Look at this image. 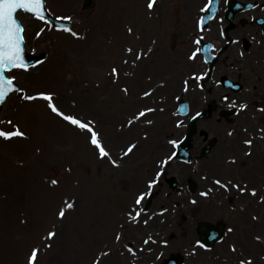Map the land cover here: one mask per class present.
Instances as JSON below:
<instances>
[{"label": "rangeland", "instance_id": "rangeland-1", "mask_svg": "<svg viewBox=\"0 0 264 264\" xmlns=\"http://www.w3.org/2000/svg\"><path fill=\"white\" fill-rule=\"evenodd\" d=\"M187 1L159 0L160 4L149 10L148 0H96L91 9L84 10L83 0H48L53 14L74 21L70 31L19 13L28 50L46 51L47 56L38 66L10 71L21 88L4 104L0 129L19 128L24 136L0 138V264H28L34 248L39 249L37 264H152L161 249L164 254L197 240L196 219L236 225L232 211L248 195L235 193L233 199L216 189L213 180L247 181L257 188L264 182L259 171L264 170V164L259 166V159H254L264 152V140L258 138L260 144L250 156L244 155L247 149L243 145L238 146L239 152L218 147L215 160L214 154L188 164L168 159L184 129L178 124L181 118L176 113L175 95L189 86L186 82L191 73L199 70L195 65L183 69L181 63L192 52L185 40L190 20L181 22V18L189 19L190 13L192 16V4L182 11ZM161 10V17L157 16ZM37 28H42L39 35ZM146 46L152 50L144 51ZM256 46L258 52L252 57L263 59L264 46ZM235 62L228 59L224 64L229 67ZM253 63L256 68L250 73L261 68L260 63ZM113 68L117 69L115 76ZM260 72L264 74V69ZM244 80L249 81L250 76L246 74ZM256 85L258 90L264 81ZM40 93L52 94V103L65 113L92 121L110 157L102 159L90 143V133L54 113L49 101L24 99ZM257 96L264 98V89ZM140 111L146 114L137 119ZM205 120L220 124L214 116ZM221 123V134L217 133L223 142L255 132L252 128L244 132V125L236 121ZM130 145L135 148L124 155ZM169 170L179 177L182 187L193 175L197 192L169 188L165 178ZM53 180L58 183L52 184ZM151 181L156 182L150 189ZM150 192L156 193L158 204L153 202L146 210ZM202 192L208 195L201 196ZM141 193L148 195L136 205ZM259 195H264L263 190ZM67 203L73 207L67 208ZM261 207L257 213L264 217ZM61 209L63 218L59 217ZM141 209L138 219L131 221L129 213L135 215ZM248 220L251 222L250 217ZM183 222V229L178 228ZM240 224L233 235L239 231L247 234L245 240H239L243 246L264 238V223L261 227ZM49 232H55L51 239L47 238Z\"/></svg>", "mask_w": 264, "mask_h": 264}, {"label": "snow or ice", "instance_id": "snow-or-ice-1", "mask_svg": "<svg viewBox=\"0 0 264 264\" xmlns=\"http://www.w3.org/2000/svg\"><path fill=\"white\" fill-rule=\"evenodd\" d=\"M211 3V0H209ZM44 3L45 0H0V104L4 102L5 96L8 94V92L12 91L11 85L13 83L12 79H7L4 76V72L6 70H10L13 68H21L26 69L27 65L24 60L23 55V48H22V41L23 36L22 33L24 32V28L22 26V23L18 20L16 13L18 10H24L26 12L33 13L37 18L43 20L44 19ZM157 3V0H149L147 7L149 10L153 9L155 4ZM58 19H64V20H71V17H63ZM65 31H70V29L65 28ZM129 32H131V29H129ZM39 35V33H37ZM73 36L76 35V33H72ZM197 44L200 43V40L198 39L196 41ZM129 52H131V49H128ZM201 50L198 48L196 49V52L193 53V56L190 57V59H194L197 53H199ZM137 59L141 58V54H137ZM112 74L115 76L117 75V69H112ZM203 77H198V79H202ZM126 91V89H125ZM145 95H148V93H145ZM37 98H42L44 100L49 101V108L56 113L57 115L61 116L62 119L69 122L72 125L77 126L80 129H83L90 133L91 139L90 143L94 145L99 153V156L103 159L106 157H110V153L106 150V147L103 145L100 134L97 133L94 130L93 122L87 121L84 122L81 119L76 118L75 116L71 115H65L63 112L59 110V108L56 106V104L52 103L53 96L52 94H44L40 93L38 96H25L24 99L27 100H34ZM247 107L246 104L240 105V110H243ZM146 111H152V109H147ZM146 111H140L137 114V119L139 117H143L146 114ZM264 111V109H262ZM199 115V113H197ZM3 121H0V124H2ZM131 123V121L129 122ZM8 124H12V121H8ZM231 135V133H229ZM24 133L19 129L15 128V130H9L5 131L3 129H0V138H3L4 140H11L14 137H23ZM251 140H246L245 144L251 145ZM135 148V145L128 146L127 150L124 152V155H128L133 151ZM171 159V157L169 158ZM111 163L116 166V161L112 160ZM156 181L149 182V188L151 189L152 185ZM52 184H57L58 181L53 180L51 182ZM215 184H217L220 187L225 188L227 190V185L222 184L220 180L214 181ZM231 183V182H229ZM233 187L239 189L241 193H243L246 189L241 188L240 185H233ZM211 191V190H209ZM251 195L255 196L256 191L253 189L250 193ZM148 195V193H141L136 198V205H140L141 202L145 199V197ZM207 192H202L201 196H207ZM264 199V198H262ZM195 203V201H193ZM66 207L71 209L73 207V204L67 203ZM141 210L136 211L135 215H132L129 213V217L131 221H136L138 217L141 215ZM65 216L64 209H61L59 212V217L63 218ZM147 223V221H145ZM231 231V229H229ZM55 236V232H49L48 233V239H51ZM119 235H117V239H119ZM150 239V238H149ZM258 239V238H257ZM145 243H148L146 240ZM127 247V246H126ZM129 252H133V249L129 248ZM235 250V249H233ZM38 252L39 249L34 248L28 257V264H37L38 262ZM107 254V253H105ZM240 264H251V261H245L241 260Z\"/></svg>", "mask_w": 264, "mask_h": 264}, {"label": "bare ground", "instance_id": "bare-ground-1", "mask_svg": "<svg viewBox=\"0 0 264 264\" xmlns=\"http://www.w3.org/2000/svg\"><path fill=\"white\" fill-rule=\"evenodd\" d=\"M167 68V66H165L163 69H166ZM200 102H197V104H199ZM211 131L213 132V134H216L217 132H215V131H213L212 129H211ZM221 139V137H219V140ZM227 149H231L232 148V145H227V147H226ZM226 150V149H225ZM232 150H237V148L234 146L233 147V149ZM218 158V157H217ZM258 159H260V160H263L264 161V157H257ZM212 159L213 160H215V158H213L212 157ZM218 162H220V159H218L217 160ZM217 168H215L214 170H216ZM253 176H254V174H253ZM247 215H248V212H247ZM184 222H183V227H184ZM187 226H190V224L187 222ZM63 242V246H64V248L65 249H67V245H66V243H65V239L62 241Z\"/></svg>", "mask_w": 264, "mask_h": 264}, {"label": "water", "instance_id": "water-1", "mask_svg": "<svg viewBox=\"0 0 264 264\" xmlns=\"http://www.w3.org/2000/svg\"><path fill=\"white\" fill-rule=\"evenodd\" d=\"M91 3V0H88V5ZM192 135V134H191ZM191 135L189 137V140H188V143L190 144V141H191ZM205 226H208V225H205ZM208 227H206L207 229ZM207 231V230H206ZM217 231L218 233H221L222 232V227H217Z\"/></svg>", "mask_w": 264, "mask_h": 264}]
</instances>
